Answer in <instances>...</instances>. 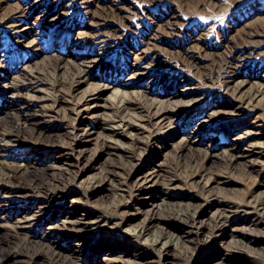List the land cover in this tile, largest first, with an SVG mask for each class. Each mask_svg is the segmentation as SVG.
<instances>
[{
    "label": "rangeland",
    "instance_id": "1",
    "mask_svg": "<svg viewBox=\"0 0 264 264\" xmlns=\"http://www.w3.org/2000/svg\"><path fill=\"white\" fill-rule=\"evenodd\" d=\"M6 1L24 14L15 19L14 7L0 8L12 21L0 26V165L29 162L30 177L63 183L48 202L27 189L0 192V257L24 223L37 241L32 248L52 245L82 264H180L177 254L187 246L195 248L187 264H259L264 225L249 215L213 234L201 214L162 254L145 242L175 230L163 218L167 202L209 212L214 197L243 207L242 198L264 196V96L251 104L243 99L247 91L264 94V0ZM18 20V36L36 39L39 48L14 43L8 26ZM236 57L239 66L229 68ZM54 80L70 81L71 93L53 89ZM108 83L114 87H103ZM123 97L142 120L106 138ZM182 117L207 122L196 131H158L170 119L186 126ZM230 153L235 166L224 174ZM193 160L215 178L203 191L183 186L172 170ZM111 166L117 174L103 180ZM148 171L154 178L144 179ZM142 226L148 230L131 235ZM19 260L12 264H39Z\"/></svg>",
    "mask_w": 264,
    "mask_h": 264
},
{
    "label": "bare ground",
    "instance_id": "2",
    "mask_svg": "<svg viewBox=\"0 0 264 264\" xmlns=\"http://www.w3.org/2000/svg\"><path fill=\"white\" fill-rule=\"evenodd\" d=\"M7 4L8 7H14L12 9V16L15 17V19H18L20 15H23V8L21 6L13 5L6 0H0V8L2 5ZM198 8V7H196ZM23 17V16H22ZM8 16L0 15V26L2 29L7 28V25H5L10 20L7 19ZM170 21V20H169ZM12 22V21H10ZM17 22V21H16ZM170 23V22H169ZM20 22L16 24H11L8 26L11 27L13 32L10 36L14 43H17L18 46H24V47H34L39 48V45L36 41V39H33L31 41L25 40L24 42L21 37L18 36L19 32L21 30H17L16 28L20 26ZM23 29H27V27H23ZM22 29V30H23ZM101 46H106L104 43H106V40H101L99 42ZM23 44V45H20ZM151 49V48H150ZM4 51V50H3ZM146 53V52H144ZM137 61H141L144 56L135 55ZM225 58L224 60H226ZM227 61V60H226ZM240 57H236L235 59L228 60L227 63L229 64V68H235L239 66ZM0 67H4V64L0 61ZM65 86L68 88V92L71 93L73 87L72 83L70 81H64V80H54L52 83L53 89L58 88H65ZM110 86H113V83L104 84L103 87L110 88ZM118 93L124 94L123 90H118ZM125 96V95H124ZM261 96H264L262 92H256L254 91H247L245 93V96H243V99L245 101H249L248 104L253 103L257 100V102L261 101ZM113 109V116L107 121L105 129L107 132L109 130H112V133H108L105 135L106 138H112L115 139V135L117 134L115 129L116 128H127L130 130L131 122L134 121L135 118H137L138 121L142 120V117L139 113L135 111V109L130 105L127 104L126 97H123L122 100L119 101V103L112 108ZM180 116H183V112H180ZM215 110L212 109L211 112H207L205 114H208V116L214 115ZM205 118V117H204ZM202 119V117L198 118H191L190 120L186 119L185 117L182 119L186 121V126L181 125L179 122L175 123L174 121L169 120L167 122V126L161 125L158 126V131H162L165 128L167 129H185L188 127H192L195 131L200 130V128L203 129L202 124H204L206 119ZM136 121V120H135ZM145 126V125H142ZM10 132V131H9ZM9 132L7 133L8 135ZM13 134L15 133L14 130H12ZM6 134V135H7ZM148 137H152L151 134L148 135ZM7 137H2L1 141L7 144L9 142V139H6ZM104 148L110 149L111 146H108V144H103ZM237 156L234 153L228 154V159L226 160L225 164V172L224 174H229L233 167L235 166V160ZM195 161L196 164L191 163H182L180 161L175 162L172 165L173 173L177 176H180L184 181L183 186H189V189L193 190L195 187H199L201 185L202 191L207 185L215 180L214 177L209 175L208 173L201 171V169L198 168L199 161ZM29 168L30 163L29 162H8L6 164L0 165V192H3L7 196H12L15 194L16 189H27L29 193L34 194L37 198L42 200L43 202H48L50 199L54 197L56 192L60 189V184L63 183L60 178L53 179L50 181H37L35 178H32L29 176ZM117 174V166H111L109 168H106L102 179H108L111 175ZM155 171H148L147 174H144V179L148 178H154ZM100 180V179H99ZM98 180V181H99ZM203 185V187H202ZM175 186H170L166 184V190L168 188H174ZM205 192V190H204ZM206 194V192H205ZM208 195V194H206ZM214 197V196H213ZM216 201L214 200V203H212V206L214 207L211 211H203V206L201 204L197 203H191L187 201H181V202H167L168 207L166 211L163 214V218L168 223L167 226L170 227L169 224H174L176 228L173 231H170V229H165V231H161L159 234H157V237L155 239H152L150 241H146L145 245L151 246L159 250L160 254H162L163 249H167L173 241V238L180 241H183V236L181 234V230L188 225V224H195L197 217L201 214H208L210 224V229L212 230V233L214 234L217 231H226L229 228H231V224L234 222L236 218L244 217L246 215H249L251 217H254L255 220H251L253 222L263 224L264 225V196L256 197L252 195H248L246 198H242L243 201V208L242 206H232V205H225L220 198L214 197ZM166 201V199H165ZM80 200H77L72 203L73 209L77 208L79 205L78 203ZM218 202V203H216ZM115 209V205H112L110 207H106L105 210L107 212H111ZM200 221V220H199ZM198 221V223H199ZM206 223V222H205ZM24 223H21L18 225V227L14 230V232L10 233V236L8 237L9 240L13 241L14 246L13 248L2 255L0 257V264H12L15 262H19L22 260H19L20 258H26L28 262L36 261L39 264H82L80 260L73 259L71 257H64L62 252L58 250L55 246L47 245L46 248L43 246L46 245L45 243H41L43 246H39L38 248H32L33 244H36L37 241L34 239L35 235H31L26 232V230H23ZM149 226H142L138 230V232L131 234L134 237L140 236L142 231L143 233L148 230ZM75 232V231H74ZM73 231H71L68 235L75 234ZM181 234V235H180ZM180 235V236H179ZM77 245V244H76ZM219 247L221 246V243L218 244ZM210 247V246H209ZM175 249H177V246H175ZM195 254V248L191 246L183 247L179 253L177 254V257L180 259V264H187L190 260V257ZM259 264H264V253L259 254ZM25 260V261H26ZM10 261V262H9ZM210 264H226L223 260L222 261H215L212 260Z\"/></svg>",
    "mask_w": 264,
    "mask_h": 264
}]
</instances>
